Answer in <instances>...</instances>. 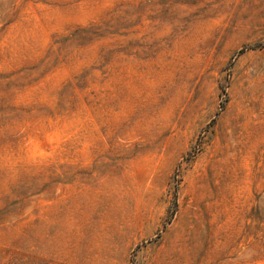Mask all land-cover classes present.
I'll use <instances>...</instances> for the list:
<instances>
[{
    "label": "rangeland",
    "instance_id": "1",
    "mask_svg": "<svg viewBox=\"0 0 264 264\" xmlns=\"http://www.w3.org/2000/svg\"><path fill=\"white\" fill-rule=\"evenodd\" d=\"M0 264H264V0H0Z\"/></svg>",
    "mask_w": 264,
    "mask_h": 264
}]
</instances>
